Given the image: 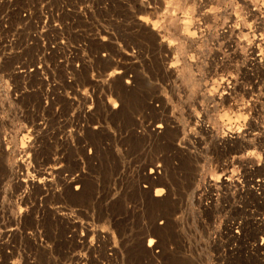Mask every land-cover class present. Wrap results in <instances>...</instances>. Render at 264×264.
<instances>
[{
  "label": "rangeland",
  "instance_id": "1",
  "mask_svg": "<svg viewBox=\"0 0 264 264\" xmlns=\"http://www.w3.org/2000/svg\"><path fill=\"white\" fill-rule=\"evenodd\" d=\"M263 239L264 0H0V264H264Z\"/></svg>",
  "mask_w": 264,
  "mask_h": 264
},
{
  "label": "bare ground",
  "instance_id": "2",
  "mask_svg": "<svg viewBox=\"0 0 264 264\" xmlns=\"http://www.w3.org/2000/svg\"><path fill=\"white\" fill-rule=\"evenodd\" d=\"M252 62V61H251ZM250 62V63H251ZM254 62V61H253ZM252 62V63H253ZM256 64V63H255ZM250 66V65H249ZM253 66H255V65H253ZM252 67V66H251ZM257 67V66H256ZM256 69V68H255ZM120 72V71H119ZM118 71H112V72H109V74L107 75V78L109 77V79H111V78H115V77H117L120 73H119ZM164 72V74H166V75H170L171 77H173L174 75H172V74H170V73H168L167 71H163ZM255 72V71H254ZM24 73V72H23ZM260 73V72H259ZM259 73L257 72V74L259 75ZM22 74V73H21ZM256 74V73H255ZM263 74V73H262ZM117 75V76H116ZM122 75V74H121ZM121 75H119V76H121ZM162 75H163V73H162ZM164 76V75H163ZM183 81H186V85L185 86H182V91H181V93L183 92V93H185L186 95H188V97H191L192 95H194L195 94V91H196V88H197V85H196V83L194 82V80H192V78H191V76L190 75H185L184 73H180V75H178ZM178 76L177 77H173V78H175V80H177L176 78H178ZM257 76V75H256ZM22 77V76H21ZM169 77V76H168ZM259 77H260V75H259ZM23 78H25V76L23 77ZM170 78V77H169ZM257 79V78H256ZM119 80V79H118ZM174 80V81H175ZM258 80V79H257ZM261 80V79H260ZM255 81V80H254ZM262 81V80H261ZM255 82H257V81H255ZM255 82H253V83H255ZM128 83V82H127ZM128 84H130V83H128ZM255 85V87H256V84H254ZM259 85V84H258ZM175 87V86H174ZM174 87H172V88H174ZM170 88V87H169ZM222 90V89H221ZM122 91H123V89H122ZM125 91V90H124ZM171 91V90H170ZM180 91V90H179ZM120 92V91H119ZM135 92V91H134ZM133 92V93H134ZM172 92H174V91H172ZM119 94H122V92L121 93H119ZM122 97H123V99H124V101L127 103V102H129L130 101V99H131V94H128L127 95V92H126V94H124V92H123V94L121 95ZM120 96V97H121ZM130 98H129V97ZM134 99H135V97H133ZM137 99V98H136ZM156 99V98H155ZM222 99V98H221ZM138 100V99H137ZM157 100H159V99H157ZM157 100H156V102H157ZM123 101V100H122ZM160 101V100H159ZM223 101V100H222ZM125 102H123V103H125ZM133 102H134V100H133ZM145 102V103H144ZM143 102V104H144V112H148V113H154V111H156L155 109L153 110V105H151V104H146V102L147 101H144ZM125 103V104H126ZM131 103V102H130ZM129 103V104H130ZM135 103V102H134ZM137 103V102H136ZM133 104V103H132ZM132 104H130V105H132ZM138 104V103H137ZM127 105V104H126ZM135 106H136V104H134ZM138 105H140V104H138ZM137 105V106H138ZM142 106V105H141ZM140 106V107H141ZM130 107H132V106H130ZM112 108L114 109V108H116V105L115 104H113V106H112ZM142 110H143V108H142ZM166 110V109H165ZM164 110V111H165ZM163 111V110H162ZM100 112V111H99ZM166 112V111H165ZM156 113V112H155ZM157 113H158V111H157ZM99 114V113H98ZM146 114V113H145ZM160 114H162V112H160ZM189 114V113H188ZM120 115V114H119ZM118 115V116H119ZM154 115V114H153ZM117 115L115 116V117H118ZM147 116V115H146ZM158 116V115H157ZM160 116V115H159ZM189 116H191V114L189 115ZM149 117H151V116H149ZM162 117H164V116H162ZM157 118V120L155 121V125L153 126V124H152V130L150 131L151 132V135L150 136H153V138H159L158 140H159V144L157 143V146L159 147V148H161L162 150H163V148L167 145V144H171L170 146H173L174 147V141H176L175 139L178 137V135H179V131L177 130V126L176 127H174V128H176V129H174V131H172L171 129H170V124H168V125H165V124H163V123H161L162 121L160 120V118L159 117H156ZM151 119V118H150ZM164 122V121H163ZM167 123V122H166ZM172 125V124H171ZM151 126V125H150ZM172 127V126H171ZM205 127L206 126H204V130H208V129H205ZM202 128V127H201ZM200 128V129H201ZM207 128V127H206ZM148 129H150L149 128V126H148ZM173 129V128H172ZM179 129V128H178ZM203 130V129H202ZM148 131V130H147ZM149 133V132H148ZM210 133V132H209ZM152 138V137H151ZM231 139H233V138H230V140ZM235 139V138H234ZM229 140V141H230ZM232 142H233V140H232ZM145 143V142H144ZM149 143V142H148ZM155 143V142H154ZM151 144V143H150ZM227 144V143H226ZM228 145V144H227ZM153 146H155V145H153ZM168 146V145H167ZM166 146V147H167ZM146 147V146H145ZM243 147H245V146H243ZM150 148V147H149ZM155 149H157V147L155 148ZM160 150V149H159ZM22 153V152H21ZM160 153V152H159ZM19 154V153H18ZM21 161V160H20ZM153 163V162H152ZM21 164L22 163H16V167H19V166H21ZM148 164V163H147ZM155 164V163H154ZM151 167H155V166H157L156 164H155V166L154 165H152V164H149ZM148 165V166H149ZM226 165H229V164H226ZM147 167V166H146ZM223 168H224V165H223ZM150 169V168H149ZM225 169H226V166H225ZM149 170H147V172H148ZM227 171V170H226ZM253 172V171H252ZM146 173V172H145ZM160 173V166H157V167H155L154 168V170H152V168L150 169V172H149V176L147 177L149 180H152L153 179V176L154 175H157V174H159ZM226 173V172H225ZM232 173V172H231ZM255 173H256V171H255ZM254 173V174H255ZM147 174V173H146ZM146 174L144 175V176H146ZM158 176V175H157ZM194 176V175H193ZM227 176V175H226ZM240 176V175H239ZM243 176V175H242ZM245 176V175H244ZM159 177V176H158ZM144 178V177H143ZM155 178V177H154ZM160 178V177H159ZM162 178V177H161ZM165 178V177H164ZM167 178V177H166ZM192 178V177H191ZM198 177H196V179H197ZM235 178V177H234ZM238 178V177H237ZM240 178V177H239ZM70 179V178H69ZM145 180H146V178H144ZM158 179V178H157ZM195 179V178H194ZM194 179H192V181L194 180ZM194 180V182H191V185L193 184V183H195V181L196 182H198L199 180L197 179V180ZM241 179V178H240ZM245 179V178H244ZM222 180H223V185L225 186V185H228V184H230L231 183V176H227V178H222ZM234 180V179H233ZM235 180H236V178H235ZM66 181V180H65ZM167 181H168V179H161V180H159V181H157V182H155V180L153 181V184H158V185H160V186H162L163 185V183H167ZM243 181V180H242ZM75 182H76V180H75ZM86 182V181H85ZM144 182V181H143ZM146 182V181H145ZM144 182V183H145ZM150 182V181H149ZM72 184L73 182L71 181V179H70V182L68 183V184ZM147 183H148V181H147ZM170 183V182H169ZM236 183H237V180H236ZM260 183V182H259ZM85 184H87V183H85ZM235 184V183H234ZM75 185V184H74ZM167 185H168V187H169V184L167 183ZM194 185V184H193ZM193 185H192V187H193ZM68 186H70V185H68ZM150 186H153V185H150ZM223 186V187H224ZM231 186V185H230ZM229 186V187H230ZM236 186V185H235ZM146 187V186H145ZM165 187V186H164ZM167 187V188H168ZM228 187V186H227ZM228 187V188H229ZM255 188H256V185L254 186ZM259 187V186H258ZM151 188H155V187H151ZM166 188V187H165ZM166 188V189H167ZM234 188H236V187H234ZM148 189V188H147ZM149 189H150V187H149ZM148 189V190H149ZM166 189L164 190L163 188H157L155 191L153 190V192H154V195H153V199H151V198H149L151 195H150V193L148 194V195H150L149 197H147V198H149V199H151V200H148L149 201V203L151 204V206L153 207V205H155V206H158V205H161V207H162V205H163V207H165L164 206V204H165V202L166 201H164V199H158V198H160L161 196H163V194H165V193H167L168 191H166ZM224 189V188H223ZM227 189V188H226ZM75 190H78V187H76L75 186ZM171 190V189H170ZM151 191V189L148 191V192H150ZM147 192V191H146ZM145 191H144V193L147 195V193H146ZM143 193V192H142ZM152 193V192H151ZM251 193H252V191H251ZM145 194H144V196H145ZM170 194V193H169ZM169 194H166V195H168V197H169ZM85 195V194H84ZM81 193L79 194H70V197L71 198H73V200H75L76 201V199H77V201L79 202L80 200H82V199H84V198H82L81 199ZM208 196V195H207ZM146 199V198H145ZM167 199H171V198H167ZM206 199H208V198H206ZM205 199V200H206ZM70 200V199H69ZM72 200V201H73ZM165 200H166V197H165ZM71 201V202H72ZM76 201V202H77ZM97 201H99V202H97L96 203V205H98V207L99 208H103L102 207V204L103 203H105V202H101L99 199L97 200ZM104 201V200H103ZM168 201H170V200H168ZM77 202V203H78ZM84 201H82L81 203H83ZM147 202V201H146ZM199 202H202V201H199ZM80 203V204H81ZM148 203V204H149ZM170 203H171V201H170ZM113 205H114V203H113ZM205 205V204H204ZM104 206V205H103ZM109 206H111L112 207V204H110ZM149 206V205H148ZM155 206H154V208H155ZM206 206V205H205ZM120 207H121V205H120ZM98 208V209H99ZM115 207H113V209H114ZM116 208H118V207H116ZM158 208V207H157ZM156 208V209H157ZM108 209V208H107ZM156 209H155V211H156ZM100 210V209H99ZM152 210V209H151ZM154 210V209H153ZM106 211V210H105ZM104 211V212H105ZM108 211V210H107ZM106 211V212H107ZM113 211V210H112ZM155 211H153V212H155ZM158 211H159V209H158ZM158 211L155 213L156 215H157V213H158ZM160 211H162V209L160 210ZM164 211V210H163ZM162 211V212H163ZM114 212V211H113ZM98 213H99V211H98ZM111 213V212H110ZM105 214V213H104ZM112 215L111 216H118V215H116L115 213H111ZM117 214H119L118 212H117ZM151 214V213H150ZM160 214V213H159ZM107 215H109V214H107ZM145 215V214H144ZM149 215V214H148ZM100 216V215H99ZM98 216V217H99ZM110 216V215H109ZM147 216V215H146ZM101 217V216H100ZM152 217H153V215H152ZM7 218H8V222H12V221H15L14 220V217L12 216V215H10L9 214V216H7ZM153 218H155V215H154V217ZM114 219V218H113ZM129 220V219H128ZM152 220H154V219H152ZM114 222H115V224H116V226H117V229H120L121 231H122V233H121V231H120V234H122V236H121V239H122V241H123V243H124V241H126L127 242V238H129V236L127 237L126 235L128 234H126V235H124V232H126V226L124 225V224H122L121 222H120V220H119V222L118 221H115L114 220ZM152 223V222H151ZM153 223H155V221L153 222ZM128 224V226H129V223H127ZM139 224V223H138ZM145 224V223H144ZM146 225V224H145ZM151 225V224H150ZM127 226V227H128ZM167 226V225H166ZM258 226V225H257ZM142 227V226H141ZM146 227V226H145ZM152 227H154V225L152 226ZM168 227V226H167ZM238 227H240V226H238ZM254 227H255V225H254ZM126 228V229H125ZM144 228V227H143ZM142 228V229H143ZM149 228V227H148ZM147 228V229H148ZM173 228H175L174 226H173ZM172 228V229H173ZM234 228H236L237 229V227H234ZM258 228V227H257ZM257 228H256V230H257ZM116 229V230H117ZM125 229V230H124ZM145 229V228H144ZM152 229V228H151ZM151 229H149L150 231H151ZM255 229V228H254ZM153 231L152 232H154L153 234L155 235V233H156V235L159 237V238H163L164 237V232H163V230L161 229V228H157V227H155L154 229H152ZM13 230H9V231H7L9 234L12 232ZM133 231V230H132ZM165 231V230H164ZM119 232V231H118ZM144 232V231H143ZM148 230L147 231H145L144 232V235H142L143 237H142V239H141V241H142V243H141V246H140V248L142 249V247L144 248V251H142V252H144V254L146 255L145 257H149L148 256V254H150V253H152V250H150V248L153 246V242H155V241H153L152 239H153V237H148L146 240H144L148 235ZM119 234V233H118ZM150 235H151V232L149 233ZM11 235V234H10ZM155 235V236H156ZM119 236V235H118ZM153 236V235H152ZM166 236H167V234H166ZM165 236V237H166ZM140 237V236H139ZM84 238V237H83ZM103 237H102V231H97V234H96V241L97 242H100V240L102 239ZM137 237H135V239H136ZM141 238V237H140ZM156 238V237H155ZM82 239V238H81ZM134 239V240H135ZM158 240H160V239H158ZM164 240V239H163ZM119 241H120V239H119ZM139 241V240H138ZM137 241V242H138ZM162 241V240H161ZM160 241V242H161ZM165 241V240H164ZM84 243H85V240L83 241ZM135 242H136V240H135ZM137 242H136V244H137ZM144 242L147 244H145L146 246L144 247ZM164 243V242H163ZM162 242H161V244H163ZM136 244H134V245H136ZM139 244V243H138ZM137 244V245H138ZM108 245V244H107ZM136 245V246H137ZM132 247V246H131ZM138 247V246H137ZM109 248H110V246H109ZM139 248V247H138ZM147 248V249H146ZM134 249V248H133ZM137 249V248H136ZM113 250V249H112ZM140 250V249H139ZM255 251V250H254ZM251 253H252V251H251ZM262 257V256H261ZM146 259V258H145ZM144 259V260H145ZM260 259V258H259ZM264 258H262V260H263ZM264 261V260H263ZM262 261V262H263ZM146 262H147V259H146ZM145 262V263H146ZM261 262V261H260ZM256 263V262H255ZM257 264V263H256ZM258 264H260V263H258Z\"/></svg>",
  "mask_w": 264,
  "mask_h": 264
},
{
  "label": "built area",
  "instance_id": "3",
  "mask_svg": "<svg viewBox=\"0 0 264 264\" xmlns=\"http://www.w3.org/2000/svg\"><path fill=\"white\" fill-rule=\"evenodd\" d=\"M255 249L263 250L264 249V239L261 240L258 244L255 245Z\"/></svg>",
  "mask_w": 264,
  "mask_h": 264
}]
</instances>
